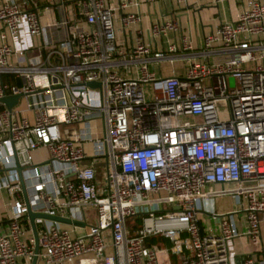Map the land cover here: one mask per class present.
Wrapping results in <instances>:
<instances>
[{
	"label": "built area",
	"instance_id": "2783aa9c",
	"mask_svg": "<svg viewBox=\"0 0 264 264\" xmlns=\"http://www.w3.org/2000/svg\"><path fill=\"white\" fill-rule=\"evenodd\" d=\"M76 1V13L43 23L37 2L0 0V98L18 95L10 109L0 102V189L9 195L0 264H170L169 253L178 264H264V0H247L205 34L181 76L148 69L173 62V43L165 53L150 44L177 30L173 19L152 21L145 40L130 0ZM115 20L137 25L128 48ZM22 30L34 41L19 45ZM181 46L190 49L186 37ZM69 124L79 128L65 137ZM218 196L236 207L216 212ZM27 208L83 225L35 218V252ZM134 215L141 225L129 232ZM237 239L255 249L235 251Z\"/></svg>",
	"mask_w": 264,
	"mask_h": 264
},
{
	"label": "crops",
	"instance_id": "0c3cea01",
	"mask_svg": "<svg viewBox=\"0 0 264 264\" xmlns=\"http://www.w3.org/2000/svg\"><path fill=\"white\" fill-rule=\"evenodd\" d=\"M109 1L111 3L116 2V0ZM130 1L132 4L126 8V11L139 13L140 27L144 30L145 40H147L145 30L152 21L170 18L176 22L177 30L169 32L165 36L150 42L152 51H162L163 53H165L168 44L173 43L176 50L173 53H165L173 57V62L170 64L165 60L159 62L153 61L148 63V69L154 70L156 73L159 72L160 75H169L173 73L174 75L181 76L184 58L198 59L197 53L201 47L203 36L216 28L220 23L232 20L247 0H186L185 3L181 5H176L172 0ZM133 2H136V5H133ZM77 5L78 3L76 0H62L60 6H56L58 14L55 19L59 18L61 14L71 15L72 13H76ZM41 21L43 23L49 22L46 15L41 18ZM136 26L122 30L118 20H115L114 28L116 42L120 46L128 48L132 40V31ZM50 35H52L53 38L62 37L63 30L58 29L54 33L50 32ZM182 37H186L189 40L190 49L182 48ZM262 37L264 39V34ZM18 41L19 45L24 46L34 40L31 38L29 39L25 35L24 30H22ZM177 64L179 65L178 67ZM96 175L97 173L95 176ZM8 200L9 195L7 191L0 189V232H3L6 227V218L4 214L8 215L9 213L6 207ZM235 241L236 240H234V242Z\"/></svg>",
	"mask_w": 264,
	"mask_h": 264
},
{
	"label": "rangeland",
	"instance_id": "374dc122",
	"mask_svg": "<svg viewBox=\"0 0 264 264\" xmlns=\"http://www.w3.org/2000/svg\"><path fill=\"white\" fill-rule=\"evenodd\" d=\"M27 1V7H29V3L28 0ZM34 2H37V4L39 5L38 7V12L40 15V18H42L44 15H46L48 17L49 21H53L56 17H57V9L56 6H52L50 2H47L46 0H33ZM50 5L47 10L44 9L43 5ZM179 65L177 64V67ZM183 73V72H182ZM1 78L5 83H9V84H14L16 83L17 80H15V78L13 77L12 74H1ZM148 88V87H146ZM190 120V119H189ZM90 125L92 127V132H94L96 134L97 137H100L102 134V123H101V119L99 118H95L90 122ZM78 124H69V125H64L63 126V135L65 137H68V135L74 131L77 130ZM84 151L87 155V157L92 156V152H91V143L90 142H85L84 143ZM41 155L42 157L45 159L46 158V152L44 149H42L41 151ZM90 160H92V158H86L84 160H82L80 162L81 165H84L88 162H90ZM103 163L101 161H98V163H94L93 167L95 170H97L98 167L102 166ZM101 174L100 172H97L96 178H100ZM232 185L231 184H226L227 188H230ZM236 207V203L235 201H233L230 197L228 196H218L215 197L214 199V203H213V208L216 212H227L228 210H232ZM163 210H166V205L163 204L162 207ZM85 215L86 218L88 219L87 221L93 222L94 217H95V213L91 210V209H86L85 210ZM141 215L139 216H130L128 218H126V226H127V230L129 232L137 230L140 225H141V219H140ZM212 227L214 226V224H211ZM36 227H38V229L40 228L39 224H36ZM145 244L148 245H154L157 248H165L168 247L167 246V241L162 240L161 237H149L147 239H145L144 241ZM234 250L235 251H243V252H250L251 250L255 249V247L249 243H244L241 240H236L234 243ZM169 245V243H168ZM169 260H170V264H178L179 262V256L177 255H173L171 253H169ZM36 264H41L40 261H37Z\"/></svg>",
	"mask_w": 264,
	"mask_h": 264
},
{
	"label": "water",
	"instance_id": "95a60500",
	"mask_svg": "<svg viewBox=\"0 0 264 264\" xmlns=\"http://www.w3.org/2000/svg\"><path fill=\"white\" fill-rule=\"evenodd\" d=\"M229 82H230V84L232 83V78H229ZM87 85L90 86V87H94V86H97L98 83L97 82H94V81H90V82H87ZM17 98H18V95L4 96V97H1L0 98V102L2 104H4L7 109H10L11 106L16 103ZM14 168H15L18 176H19L20 167H18L17 165H15ZM26 216L28 218L29 225H30V229H31V233H32V236H33V240H34V251L35 252L37 250V245H36V228H35V224H34V219L35 218H45V219L54 220V221L62 222V223H70L71 222L72 224H75V225H80V226L83 225V223H81V222H78V221H69L68 219L61 218L59 216L49 215V214L39 213V212H32L29 208H27ZM35 263H36V258L34 256L32 258V260H31L30 264H35Z\"/></svg>",
	"mask_w": 264,
	"mask_h": 264
},
{
	"label": "trees",
	"instance_id": "16d2710c",
	"mask_svg": "<svg viewBox=\"0 0 264 264\" xmlns=\"http://www.w3.org/2000/svg\"><path fill=\"white\" fill-rule=\"evenodd\" d=\"M161 239L164 240V241L166 240V239H164V238H161ZM166 241H167V240H166ZM167 242H168V241H167ZM167 246H169L168 243H167Z\"/></svg>",
	"mask_w": 264,
	"mask_h": 264
}]
</instances>
